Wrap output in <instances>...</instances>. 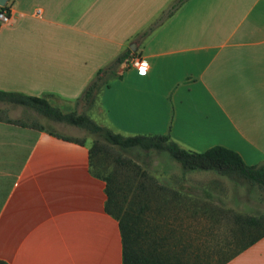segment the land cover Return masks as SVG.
<instances>
[{"label":"crops","instance_id":"obj_1","mask_svg":"<svg viewBox=\"0 0 264 264\" xmlns=\"http://www.w3.org/2000/svg\"><path fill=\"white\" fill-rule=\"evenodd\" d=\"M173 1L9 0L0 91L78 113L99 70L135 43L147 75L120 66L86 115L122 136L168 135L186 150L219 146L248 166L263 163L264 0H189L140 37ZM34 117L44 118L0 102V260L122 264L89 144L7 122ZM227 264H264V237Z\"/></svg>","mask_w":264,"mask_h":264},{"label":"rangeland","instance_id":"obj_2","mask_svg":"<svg viewBox=\"0 0 264 264\" xmlns=\"http://www.w3.org/2000/svg\"><path fill=\"white\" fill-rule=\"evenodd\" d=\"M88 109L80 105L77 111L87 113ZM87 115L101 124L95 114ZM26 121L58 135L83 140L89 146L98 145L101 151L93 159V169L104 176L116 174L123 208L143 212L142 218L151 225L153 235L166 238L175 253L185 257L215 254L232 238L229 230L235 215L264 219V189L242 179H228L210 171L183 172L166 152H122L66 124L35 117ZM263 229L264 223L252 232Z\"/></svg>","mask_w":264,"mask_h":264},{"label":"trees","instance_id":"obj_3","mask_svg":"<svg viewBox=\"0 0 264 264\" xmlns=\"http://www.w3.org/2000/svg\"><path fill=\"white\" fill-rule=\"evenodd\" d=\"M187 1L189 0H174L167 10L140 34V37H147L156 27L172 17ZM6 9H8V5L0 7V11ZM131 55L132 51L127 50L105 68L99 70L77 102H81L85 108H92L97 101L98 95L108 85V82L117 77V69L122 65L127 66ZM0 102L29 108L50 121L84 130L96 136L97 141H103L106 145L116 147L122 152L132 150L166 152L180 165L183 172L210 171L228 179H242L250 186L264 189V162L248 166L236 152L223 147L216 146L198 153L181 148L168 135L122 136L106 127L98 125L85 113L79 114L75 111L63 113L58 108L51 106L44 98L0 91ZM7 122L39 131L45 130V128L36 123L27 125L17 120H8ZM47 131L51 135L65 140L74 141L79 144L84 143L81 140L66 138L52 131ZM100 151V147L96 144L89 147L90 169L94 176L106 183L105 192L107 200L105 210L119 224L122 239V264H227L234 257L264 237V229L255 233L252 232L254 229L259 230L262 227L264 223L263 218L235 215L233 227L229 230L232 238L227 240L225 245L218 247L217 253L209 254L205 252L185 257L171 251V245L167 242L166 238L158 237L156 234L153 235L154 230L151 229V225L142 218L143 212L127 211L123 208L119 201L116 174L112 172L104 176L93 169V159L97 157ZM231 244H234L235 247ZM213 257H216L214 258L215 261L211 262ZM0 264L6 263L0 260Z\"/></svg>","mask_w":264,"mask_h":264},{"label":"built area","instance_id":"obj_4","mask_svg":"<svg viewBox=\"0 0 264 264\" xmlns=\"http://www.w3.org/2000/svg\"><path fill=\"white\" fill-rule=\"evenodd\" d=\"M10 20H11V15H10V11L8 9L0 11V25L7 24L10 22ZM143 60L144 59L139 54H137L136 52H132V55H131L130 60L127 64V67L135 69L137 74H138V69L140 67L139 62L143 61Z\"/></svg>","mask_w":264,"mask_h":264},{"label":"clouds","instance_id":"obj_5","mask_svg":"<svg viewBox=\"0 0 264 264\" xmlns=\"http://www.w3.org/2000/svg\"><path fill=\"white\" fill-rule=\"evenodd\" d=\"M140 67L138 69V74L141 76L147 75V72L150 70V64L147 60H143L139 62Z\"/></svg>","mask_w":264,"mask_h":264},{"label":"water","instance_id":"obj_6","mask_svg":"<svg viewBox=\"0 0 264 264\" xmlns=\"http://www.w3.org/2000/svg\"><path fill=\"white\" fill-rule=\"evenodd\" d=\"M9 0H0V7H4ZM137 45L135 43H132L129 48L132 52H135Z\"/></svg>","mask_w":264,"mask_h":264}]
</instances>
